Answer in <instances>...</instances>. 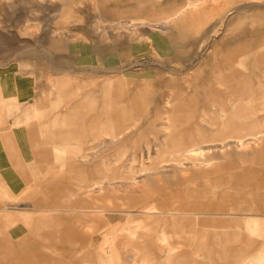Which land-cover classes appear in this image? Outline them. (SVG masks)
Segmentation results:
<instances>
[{"label":"rangeland","instance_id":"374dc122","mask_svg":"<svg viewBox=\"0 0 264 264\" xmlns=\"http://www.w3.org/2000/svg\"><path fill=\"white\" fill-rule=\"evenodd\" d=\"M200 1L204 6L215 3ZM243 2L230 6L213 37L201 41L194 34L190 41L182 43L185 51L182 64L171 57L166 32L138 27L139 41H132L126 30L115 27V23L131 18L130 13H101L90 0H0V92L5 87L4 80L12 78L13 113L20 114L21 108L30 109L33 98H37L35 101H41L40 111L30 118L31 122H38L41 117L68 115L71 105L92 91L99 95L96 105L100 110L105 99L100 93L110 80L124 78L132 95L143 86V80L149 83L143 90L144 106L133 110V119L122 125H101L93 134H86V127H82L77 136L71 135L70 125L60 126L68 130V146L64 150L53 147L62 141L50 142L40 133L37 135L39 151L68 158L83 168L92 167V174L79 176L90 182L103 181V190L91 192L88 197L82 196L77 182L71 180V193L77 194L71 196V201L80 197L85 202L75 209L80 212L99 209L103 213L86 215V224H75L89 235L84 246H71V230H61L59 240L63 243L54 247L58 256L65 259L57 264H160L161 250L168 244L172 253L177 251L186 256L179 264H264V221L260 218L264 216V188L260 186L264 176V121H259L264 119V74L242 79L249 84L221 82L220 97H231L225 100H214L212 96L209 100H184L185 95L179 93L181 85L186 94L198 87L194 72L207 58L211 44L225 34L230 14L232 18L252 13L253 20L249 30L242 27L235 31L249 36L229 38L231 43H264V18L257 13L264 0ZM197 8L193 5L188 11L195 12ZM254 13L257 14L253 16ZM111 18L117 19L116 22ZM155 18L172 26L166 20L167 14ZM206 18L210 24L220 20L212 13L206 14ZM142 31L147 32L146 36L141 35ZM118 34L128 48L110 50L101 54V58L90 53L102 40L111 48ZM210 63L206 76L212 70ZM103 70L108 73L90 74ZM159 75L165 85L156 84ZM232 88L245 93L228 95ZM199 91L212 92L206 86ZM201 106L204 117L219 118L221 131L213 134L205 126L207 132H188V140L183 143L187 147L160 149L170 134L167 128L170 118L165 112L175 110L172 119L180 125L185 118L178 116L179 109H187L195 116ZM81 118L78 121L84 124ZM151 123L158 131L150 133L145 141L140 139L141 142L127 147L121 139L112 141V136L119 134L118 129L135 128V124L147 127ZM94 147L98 149L93 150ZM81 155L89 158L82 161L77 157ZM133 159L134 164H130ZM111 162L124 166L125 172L139 174L119 176L110 171L116 164L107 167ZM28 170L35 171L30 167ZM11 178L12 189L0 177V203L9 204L7 208L15 213L17 206L12 203L23 182L19 176ZM110 181L115 183V190L109 187ZM29 203H20V208ZM169 222V228L164 230ZM162 230L169 233L166 238ZM129 233L140 235L136 238L138 243H151L148 260L126 259L130 253L138 254L126 244L131 240ZM71 249L81 262H73ZM114 250L123 260L111 256ZM100 252L105 259H100Z\"/></svg>","mask_w":264,"mask_h":264},{"label":"crops","instance_id":"0c3cea01","mask_svg":"<svg viewBox=\"0 0 264 264\" xmlns=\"http://www.w3.org/2000/svg\"><path fill=\"white\" fill-rule=\"evenodd\" d=\"M90 1L94 3L95 9L101 13H130L131 18L125 19V21L120 23H115L114 25L115 27L118 26V28L126 30L130 34L132 41L134 39L139 41L136 37L139 34L138 27H151L166 32L167 41L170 44L168 49L172 55L171 57L175 62L182 64L184 61L183 54L185 52L182 43L190 41L194 34L200 36L201 41L206 37H213L217 25L221 24L222 19L226 16L225 13L232 8L230 6L245 4L243 2L244 0H239V2L237 0H214L215 3L211 6L200 4V0H187L185 3L182 0ZM193 5L198 8L195 12H189V8H192ZM263 6V4L258 6L260 12L258 11L257 13H261L260 15L264 18ZM208 13L220 17V20L215 24H210L208 18H206V14ZM257 13H254L253 16ZM159 14H167L166 20L169 19L172 22V26L168 27V21L164 19L156 20L155 17ZM251 15L252 13L243 15L242 17L237 16L231 18L230 14L227 17L228 21L225 24V34L220 37L219 41L215 40L211 44L207 58L199 63V67L194 72L195 82H199L198 87L195 90L193 89L194 92L186 94V91L181 85L179 93L185 95L184 100H209L210 96L214 100H225L231 97H220L219 85L221 82H224V84H249V81L244 82L242 79L258 76L261 73L264 74V43L235 44L229 40V38L236 36L243 37L248 35L246 32L236 33L235 31L242 27L244 29L246 27L247 29L248 27L251 28L253 22ZM111 20L116 22L115 20L117 19L111 18ZM146 34V31L141 32L143 36H146ZM262 35L264 36V33ZM121 36V34H118L113 40L111 48H107V43L105 44V41L103 42L102 40L100 44L90 49V53L97 54L101 58V54L103 55L110 50L128 48L127 42L122 40ZM158 46H162V44ZM209 63L212 70L206 76V66ZM52 66L53 68H57L55 65ZM63 67L67 68L68 65H63ZM106 72L108 73V71L103 70L90 74L92 76H98ZM220 78L227 81H220ZM239 78L241 80L237 82L236 79ZM5 80V87L0 92V177L3 176V179L10 189H12L11 181L13 180L11 176H19L23 185H20L21 190L15 202L12 203L17 206L15 213L9 211L7 208L9 204L3 205L0 203V264H57L60 260L65 259L58 256L54 247L63 243L59 240L62 234L61 230H71V246L75 244L84 246L89 241V235L84 234L75 224L77 222L86 224V215H100L103 213L99 209L95 211L82 210L81 212L75 209L78 205H85V202L80 197L71 201V196L77 195L73 192L71 193V180L77 182L78 190L82 191L81 195L88 197L91 196V192L97 191L98 193L103 190V181L97 180L90 182L82 178V176H79L81 173H84V175L92 174L94 170L92 167L83 168L78 165V162H71L68 158L39 151L38 144L40 143V139L37 138V135L40 133L46 138L45 140H50V142H55L56 139L62 141L61 143H54L53 147L56 150H64L68 146L66 142L69 136L68 130H64L60 126L70 125L71 135L77 136L82 133V127L87 128L84 129L86 134H93L101 125L104 127L122 125L126 120L133 119V110H138L144 106L145 99L143 90L149 83L148 80H143V86L139 87L132 95L130 92L131 89L127 91L125 85L126 80L124 78L110 80L101 90L100 94L102 96L104 94L105 99L100 110V107L98 108L96 105L99 95L96 91H92L85 98L71 105V112L68 115L57 114L51 119L41 117L38 122L33 123L30 121V118L40 111L41 101H35L37 98H33L34 104L30 109L21 108L20 114L13 113V92L11 88L13 79L7 78ZM156 84H166L162 75L156 77ZM204 86L211 88L212 92H200L199 90H203ZM244 93L237 92L235 88L227 92L228 95H232L233 97L240 96V94ZM189 95L190 97H188ZM233 99H236V97ZM154 102L155 104L157 103L156 100ZM203 107L201 106V108L195 111V116L192 113L190 114L187 109H179L180 114L178 116L185 118L180 125L175 124V120L172 119L175 115L173 114L175 110L171 111L168 109L165 114L167 115V119L170 118L168 119L169 124L167 127L170 130V134L165 138V143L159 148L172 149L187 147L183 143L188 140V132H207L205 126L209 127L208 131L211 133H219L221 131L219 118L210 120L204 117L201 111ZM80 116L84 118V124L78 121L81 118ZM259 121H264V119ZM136 125H134L135 128L116 130L119 134H114L112 141L121 139L123 146L127 147L131 143L141 142L140 139H143V141L147 140L150 133L158 131L154 123H151L147 127H136ZM28 148L30 150L29 152ZM95 149H98V147L93 148V150ZM149 149L151 147L148 145L147 150ZM28 156L31 157L30 160H28ZM77 157L85 161L89 158V155ZM134 160L130 164H134ZM116 163L111 162L106 165L107 167H111ZM55 165L62 166V169H59ZM65 166L66 170H63ZM29 167L34 168L35 171L30 173L28 170ZM123 169L124 166H117L116 164L113 168H110V171L119 173V176L131 177L139 174L125 172ZM261 177L263 180H261L260 186L264 188V176ZM119 178L124 180V177ZM121 183L124 184L123 181ZM108 185L115 190V183L110 181ZM22 202H26V204L28 202L30 203L23 209L20 208V203ZM263 217L261 216L260 218L264 221ZM168 225L170 226V222L167 225L165 223L163 229L166 230L169 228ZM168 234V232L163 231V238H166ZM138 236L140 235L129 233L128 237L131 240L126 242L128 246L130 245L131 250L138 253L137 255L130 253L129 256H126V259H130L133 262L148 260L152 250L151 243L147 242L145 245L138 243L136 241ZM166 241L167 239H164L163 242L166 243ZM42 249L50 252L44 253ZM161 253L159 259L160 264H179L182 260L187 259L186 256L177 251L176 253H172L171 244L163 247ZM71 254H73V262H81V259L75 256V250L71 249ZM110 254L116 259H121L117 250H114ZM141 254L143 255L141 256ZM99 255L100 259H105L104 254L100 252ZM86 262L89 263L90 260Z\"/></svg>","mask_w":264,"mask_h":264}]
</instances>
